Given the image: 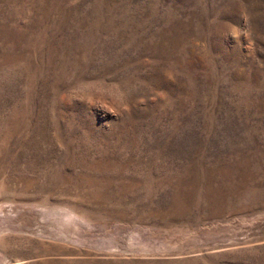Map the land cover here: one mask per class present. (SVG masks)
<instances>
[{"label":"rangeland","instance_id":"374dc122","mask_svg":"<svg viewBox=\"0 0 264 264\" xmlns=\"http://www.w3.org/2000/svg\"><path fill=\"white\" fill-rule=\"evenodd\" d=\"M0 264H264V0H0Z\"/></svg>","mask_w":264,"mask_h":264}]
</instances>
